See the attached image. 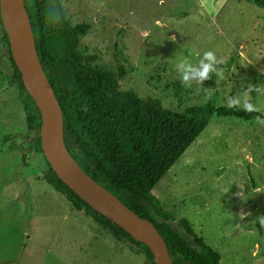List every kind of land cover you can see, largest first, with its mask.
<instances>
[{"label":"rangeland","instance_id":"374dc122","mask_svg":"<svg viewBox=\"0 0 264 264\" xmlns=\"http://www.w3.org/2000/svg\"><path fill=\"white\" fill-rule=\"evenodd\" d=\"M59 2L70 25H88L77 52L94 56L90 66L111 73L119 91L181 112L210 99L230 106V97L251 99L254 89L253 105L264 116V91H256L264 90V8L247 0ZM206 51L223 61L221 74L176 94L177 66L185 60L198 65ZM11 78L0 31V264L120 262L99 243V228L75 214L63 221L71 205L50 194L45 158L30 149L34 133ZM6 107L13 117L2 111ZM152 194L192 224L221 264H264V236L256 227H264V121L214 116ZM125 264L151 263L127 248Z\"/></svg>","mask_w":264,"mask_h":264},{"label":"trees","instance_id":"16d2710c","mask_svg":"<svg viewBox=\"0 0 264 264\" xmlns=\"http://www.w3.org/2000/svg\"><path fill=\"white\" fill-rule=\"evenodd\" d=\"M247 1L264 8V0ZM24 3L40 63L62 110L64 142L73 159L93 180L155 226L173 264H221L219 252L194 232L187 219L177 220L175 211L165 209L151 191L214 116L250 123L264 121V116L257 111L218 106L214 99L176 112L162 108L156 100L140 98L133 91H119L111 73L90 66L94 56L84 57L77 52L87 24L70 25L59 0H24ZM0 31L12 68L11 84L17 91L26 128L34 133L30 149L42 154L40 112L13 62L1 19ZM173 88L176 94L184 91L179 77ZM254 92L252 89V104ZM45 162L42 176L55 192L107 228L130 251L144 256L145 263L154 264L146 245L90 208L57 178L46 159ZM256 227L264 236V227Z\"/></svg>","mask_w":264,"mask_h":264},{"label":"water","instance_id":"95a60500","mask_svg":"<svg viewBox=\"0 0 264 264\" xmlns=\"http://www.w3.org/2000/svg\"><path fill=\"white\" fill-rule=\"evenodd\" d=\"M0 19L24 88L40 112L41 150L52 171L95 212L146 245L154 264H173L167 245L155 226L87 175L68 152L63 137L62 110L40 63L24 0H0Z\"/></svg>","mask_w":264,"mask_h":264},{"label":"clouds","instance_id":"9594fccd","mask_svg":"<svg viewBox=\"0 0 264 264\" xmlns=\"http://www.w3.org/2000/svg\"><path fill=\"white\" fill-rule=\"evenodd\" d=\"M222 63L223 61L218 59L213 51H206L198 65H194L185 60L177 66V71L183 86L191 88L193 83L202 85L206 80L211 79L213 74L219 76L221 70L217 66ZM256 91L261 92L264 90L256 88ZM228 103L231 107H242L243 110L248 112L257 110L255 105H253L248 98L230 97Z\"/></svg>","mask_w":264,"mask_h":264},{"label":"crops","instance_id":"0c3cea01","mask_svg":"<svg viewBox=\"0 0 264 264\" xmlns=\"http://www.w3.org/2000/svg\"><path fill=\"white\" fill-rule=\"evenodd\" d=\"M4 110L6 111V115L8 116V117H13L14 115H13V112L11 113V111L8 109V107H6V109L5 108H3V112H4ZM14 122V121H13ZM14 123H16V122H14ZM11 125H12V123H10ZM20 128V127H19ZM165 176V175H164ZM36 182H37V184L39 185V186H43V184L37 179L36 180ZM159 182V181H158ZM157 182V183H158ZM49 186V185H48ZM44 187V186H43ZM152 192V191H151ZM57 193V192H56ZM50 194L53 196V197H55V195H54V193H53V189L51 190L50 189ZM59 194V193H58ZM61 195V194H60ZM61 196H63V195H61ZM64 197V196H63ZM65 198V197H64ZM66 199V198H65ZM158 199V198H157ZM67 200V199H66ZM63 201V200H62ZM68 201V200H67ZM68 203H69V201H68ZM71 205V204H70ZM67 206V205H66ZM67 210H68V215L67 216H65V218H64V220L63 221H73V215L75 214V216H77V217H80V219L82 218V220L86 223V224H91L92 226H94V227H97V228H99V230H100V234H99V243H101V244H108L109 245V247H110V249L111 250H113V251H115V253L117 254V256H118V258H119V260H120V262H117L116 260L114 261L113 260V262L111 263V264H125V261H126V258H127V247H126V245L124 244V243H122V242H120V241H118L117 239H115L114 237H113V235L110 233V231L107 229V228H105V227H103L102 225H100L99 223H97L93 218H91L90 216H88L85 212H84V210H76L75 208H73L72 207V205H71V207H69V206H67ZM177 220H178V218H177ZM112 236V238H114L113 240L111 239V237H108V236H110V235ZM95 239H97V238H95ZM102 239V240H101ZM130 252H132V251H130ZM132 253H135V252H132ZM135 254H137V253H135ZM140 255V254H139ZM144 257V256H143Z\"/></svg>","mask_w":264,"mask_h":264}]
</instances>
